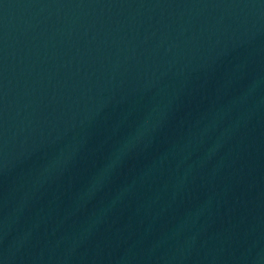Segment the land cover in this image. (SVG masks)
<instances>
[{
  "label": "water",
  "instance_id": "95a60500",
  "mask_svg": "<svg viewBox=\"0 0 264 264\" xmlns=\"http://www.w3.org/2000/svg\"><path fill=\"white\" fill-rule=\"evenodd\" d=\"M264 141V0H0V264H95Z\"/></svg>",
  "mask_w": 264,
  "mask_h": 264
}]
</instances>
